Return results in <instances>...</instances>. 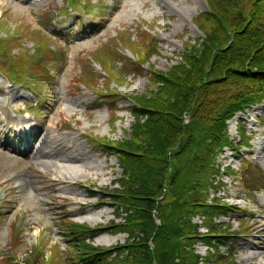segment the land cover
Listing matches in <instances>:
<instances>
[{
  "label": "trees",
  "instance_id": "obj_1",
  "mask_svg": "<svg viewBox=\"0 0 264 264\" xmlns=\"http://www.w3.org/2000/svg\"><path fill=\"white\" fill-rule=\"evenodd\" d=\"M209 3L211 11L196 19L206 35L200 46L186 41L183 62L163 71L152 68L144 92L129 95L133 104L128 107L135 117L129 137L93 138L116 154L122 167L118 179L122 188L110 195L119 205L115 215L126 222L115 229L127 232L128 238L125 244L115 246L112 255L107 248L85 240L99 228L72 223L67 233L81 235L72 239L77 247L75 264L231 261V252L218 247L228 237L230 225L213 221L224 207H230L216 197L208 201V190L221 183L214 176L219 153L225 145L233 147L225 119L264 96V0ZM141 49L143 53L151 51L146 44ZM144 59L145 55L139 54L137 67ZM118 95L113 89L114 98ZM185 112L189 120L183 123ZM246 141L242 135L241 142ZM151 209H156L155 215ZM197 213L205 216V233L192 222ZM197 241L208 245L205 255L194 252ZM39 255L35 251L28 261L36 262ZM0 264L13 263L5 258ZM40 264L56 262L53 256L47 260L41 255Z\"/></svg>",
  "mask_w": 264,
  "mask_h": 264
},
{
  "label": "rangeland",
  "instance_id": "obj_2",
  "mask_svg": "<svg viewBox=\"0 0 264 264\" xmlns=\"http://www.w3.org/2000/svg\"><path fill=\"white\" fill-rule=\"evenodd\" d=\"M64 2L65 0H0V13L8 9L14 14L13 17L19 19L21 14L26 13L28 15L26 20L30 22L31 15L35 18V15L39 14L38 11H44L50 15L49 17L59 19L57 12ZM97 3L105 6L103 11L107 15L116 14L115 22H110L108 25L94 24L91 27H79L75 19H65L63 24L73 21L71 30L75 31L76 47L65 45V34L63 33L55 37L56 42L39 38L36 35L26 39V42L31 44L30 46L27 44L29 47L26 48L30 54L42 56L48 48L61 47L64 51V58L54 65L56 78L53 84H48L39 91V97L44 95L49 98L48 104L45 97H42L45 106L44 112L40 114L46 116L40 138V140L45 138V143L41 142L43 155L17 156L12 147L6 144V138L0 136V188L10 189V196L6 201L13 203L10 209L5 210L6 216L0 220V256L3 251H7V249L3 250V246L15 215L17 218H22L17 230L26 234L27 229H32L26 242L17 247L16 253L21 258L26 257L29 243L34 239V233L49 231L54 239L61 240L59 230L56 227L53 228L59 214V207L64 206L75 220L86 221L91 226L122 221V218L114 215L112 205L109 207L99 203L98 206L97 198L100 192H97L95 196H90L84 188L85 184H92L91 187L98 190L118 187V184L114 182L120 177L121 168L115 157L106 156L98 148L89 145L82 134L87 131L94 135L123 136V130H129L134 118L125 109L124 105L127 101L124 100L117 102V120L113 124L109 121L111 110L107 108V103L101 102L93 89L78 85L74 79L79 71L76 58L81 53H90L106 37L115 36L118 29L130 28V36L134 37V33L142 30L141 25L146 27L145 23H153L151 31L158 41L160 55L151 56L149 61L154 63L158 69H165L166 66L175 63V59H180L177 54L182 51L184 40L189 39L194 42L193 39L203 36L193 24L192 18L208 9L205 0H92L93 5ZM50 24L52 26L53 22ZM89 28L94 29L93 37L83 41ZM8 34L14 35L10 31ZM113 38L117 40L121 54L132 56L119 35ZM171 58L175 59L170 60ZM0 66H2L1 60ZM94 67L101 72L97 63ZM129 68L127 67L129 77L119 87V91L121 93L142 92L147 82L146 77L137 72L135 75V72ZM87 69L90 70L89 67ZM8 70L14 81L20 86L23 85L22 88L31 82L32 77L37 82L39 81L40 73L38 72L24 73L14 65L9 66ZM0 86H3L2 81H0ZM20 86L17 87L22 89ZM15 92L16 90L11 88L10 93L14 95ZM22 94L26 97L25 93ZM7 98L13 105L19 101V98L23 99L22 95L12 97L0 92V104ZM262 105L264 102L256 109L253 105L247 111L239 112L237 117L235 115L234 118L227 120L228 133L236 141L239 140L237 121L240 119L246 131L254 134L253 136L251 134L252 138L248 147H243L239 151L241 154H233L226 148L217 158L218 165H230L239 170L240 160L248 158L252 162L250 170L264 177V128L259 123L260 115H264V108H260ZM47 150L50 151L47 152ZM67 155L76 160L67 161L69 158ZM42 160H48L50 165L45 166ZM222 180L224 184L218 189L217 195L239 206H244L248 202L247 210H251L254 214L249 223L259 222L251 235L244 236L234 245L236 263L264 264V234H259L262 231L261 225L264 224L261 223L264 219V209L257 204L255 198V195H258L259 198L264 199V187L255 192L254 188L239 183L240 179L235 177V174H224ZM51 207H54L56 211ZM229 217L220 215L215 220L218 223L229 220L233 229H236L238 220L233 218L239 215L235 213L230 214ZM35 221H38V225H31ZM193 221L199 222L200 219L195 216ZM118 234L123 237L118 240L114 239L113 236ZM126 237L125 233L115 234L113 231L106 230L96 235L92 242L94 245L110 247L124 242ZM194 247L199 254H205L206 246L201 242H197ZM226 247L221 246V249L224 250ZM50 252L53 253V248Z\"/></svg>",
  "mask_w": 264,
  "mask_h": 264
},
{
  "label": "bare ground",
  "instance_id": "obj_3",
  "mask_svg": "<svg viewBox=\"0 0 264 264\" xmlns=\"http://www.w3.org/2000/svg\"><path fill=\"white\" fill-rule=\"evenodd\" d=\"M44 136H46V135H44ZM43 141H45V138L44 139H42V141L41 142H43ZM34 153L35 154H39V155H43L42 154V152H41V149H40V144H38L37 146H36V148L34 149ZM67 157H69L68 159H67V161H72V160H76L75 158H72V157H70L69 155H67ZM45 166H49L50 165V163H49V161L48 160H42L41 161ZM34 165H36V163L35 162H32ZM263 234H264V230H263ZM114 237V239H120V238H122L123 237V235H120V234H118V235H115V236H113ZM253 258V257H252Z\"/></svg>",
  "mask_w": 264,
  "mask_h": 264
}]
</instances>
